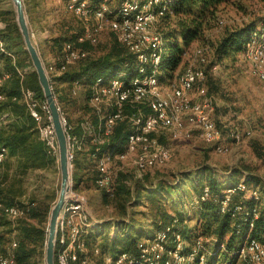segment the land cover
<instances>
[{"label":"built area","instance_id":"1","mask_svg":"<svg viewBox=\"0 0 264 264\" xmlns=\"http://www.w3.org/2000/svg\"><path fill=\"white\" fill-rule=\"evenodd\" d=\"M65 10L71 16L82 21L83 31L76 42L63 44L60 56L49 62L43 61L44 71L52 83L68 67L87 56L85 50L77 45L88 43L94 45L98 35L110 31L135 58V67L129 76L122 72L103 78H96L89 85L87 107L95 116L93 122L88 115L82 117L79 127L81 135L68 132L61 114V120L67 138V158L71 165L77 153L89 152L94 163V185L111 196L114 191L110 166L117 161L128 160L134 177L141 178L150 169L161 167L169 162V149L158 141L157 136L165 132L171 139H189L192 133L205 144L211 145L218 154L229 150L227 140L237 144L252 135L250 130L238 131L229 128L226 131L213 120L214 101L207 94L206 74L203 68L184 67L174 82L165 85L159 77L158 67L162 60L163 39L157 29V22L166 13H170V0H122L115 9L106 2L93 5L91 0H62ZM221 23V22H219ZM0 53L12 59L0 40ZM194 56L200 65L205 64L203 50L194 49ZM243 57L252 65V73L264 85V29L258 27L252 31L244 44ZM25 70V71H24ZM19 77L30 72L28 68ZM27 71V72H26ZM10 77L9 72L0 69V103L5 99L1 88ZM82 89L80 80L72 83L70 94L75 96ZM19 99L29 115L37 123V133L43 142L47 154L57 160V146L50 112L44 100L36 98L28 88H21ZM15 100V97L12 98ZM7 114L0 115V128L6 124ZM125 121L131 128L120 151L102 148L118 122ZM6 149L0 147V175L6 157ZM81 183V182H80ZM80 183L78 185H80ZM72 181L62 209L58 215L57 232L54 245L56 264H94L99 255L98 247L88 250L84 235L93 223L86 207V198ZM242 193V198L259 201L257 189L246 187L243 179L224 190L219 197V214L228 213L231 218L243 213L248 222L249 231L238 245L236 259L241 264H264V244L250 235L253 221L257 219L256 208L248 211L240 203L231 206V197ZM209 197V190L203 187L199 196L192 202ZM27 207L16 204H4L0 197V214L11 222L25 216ZM186 223V221H184ZM97 223V222H95ZM180 222L173 218L169 224L155 231L151 238H144L137 243V254L127 252L104 254V264H204L210 254L213 238L201 237L191 239L188 243L178 231ZM16 242L11 241L6 250L0 249V264H14ZM224 244L218 245L223 250Z\"/></svg>","mask_w":264,"mask_h":264},{"label":"trees","instance_id":"2","mask_svg":"<svg viewBox=\"0 0 264 264\" xmlns=\"http://www.w3.org/2000/svg\"><path fill=\"white\" fill-rule=\"evenodd\" d=\"M103 1L113 10L119 6L122 0H91L93 5ZM239 2L240 0H170V13L163 15L157 22V29L163 39L162 60L158 67L159 77L164 75L170 80L171 75L180 67L182 55L200 35L203 27L209 26L216 20L218 9L231 6L238 7ZM0 16L5 23L4 29L0 32V40L3 41L6 52L14 56V62H12L11 58L0 53V57L5 58L3 71L10 73V77L1 88L5 99L0 103V115L7 114V122L0 128V147L6 149L8 156L13 157L20 168H47L56 163V157L47 154L43 142L38 138L36 121L29 115L19 99L21 88H28L35 93L36 98L43 100L41 90L33 71L24 74L23 77L17 75V69L20 70L25 66H30V64L25 62V60H28L27 57H19V53L23 56H27V54L22 48V41L15 23L8 18L9 13L0 12ZM72 18L80 23L79 27L70 30L71 33H61L58 37L47 42L51 56L54 59L60 56L63 44L76 42L77 36L84 29L82 21L75 17ZM259 21L262 22L264 19ZM258 23L251 21L228 30L214 48V60L220 63L226 57L242 53L249 34L258 28ZM261 25L262 30L264 24ZM77 46L85 51L90 49L88 43H81ZM134 67V56L116 39L111 41L99 56L90 59L86 57L75 63L73 67H68L65 72L53 79L51 88L57 99L59 109L63 113L62 108L66 100L63 93L70 94L72 83L80 80L82 89L80 90L79 100L83 104L82 117L88 115L95 122V116L91 114V109L87 107V100L90 95L89 85L96 78L108 77L117 72L129 76ZM13 97H15V100H12ZM71 103L69 104L71 105ZM80 121L74 127H70L71 122L65 118L66 129L67 126L71 128L68 132L80 136ZM130 130L131 128L125 121L118 122L102 148H108L116 152L120 151ZM252 148L256 159L261 160V149L256 144H253ZM90 161L89 152L77 153L72 162L74 168L72 181L76 186L81 182L83 166L86 165L87 167ZM3 165L4 161L2 169ZM242 172H246V175H243ZM196 174L195 176L191 172H185L182 175L184 176L183 181L175 176L173 182L158 180L153 183L145 178L142 182H136L131 187L124 183V176L119 174L120 178L117 179L112 195L102 194L105 199L104 202L108 203L109 200V204L114 208L116 214L115 220L112 222V225L116 228L114 236L111 239H104L98 247L90 244V242L95 243L90 241V234L86 235V233L84 235L85 244L89 251L95 246L99 249L100 253L94 258V264L103 263L102 257L106 253L127 252L136 255L137 243L144 238H151L155 231L169 224L173 218H178L180 222L178 231L188 243H191L193 238L210 237L214 239V242L208 247L210 254L206 255L204 264H241L236 259V251L245 234L249 231L248 222L244 221L243 213L236 214L233 218L228 213L219 214V197L222 196L225 189L237 183L241 177H243V181L248 188H256L261 180L245 167L233 168L226 175L216 173V171L205 167L203 171H197ZM222 177H225L226 181L220 180ZM186 181H189L196 196L200 195L203 187H207L209 190V197L199 201L196 206L192 207L196 225L194 234L190 238L186 237L190 233L188 223L184 222H187V218L181 216L180 213L172 215L165 207L167 201L174 202L173 199H176L177 194L182 190V182ZM2 186L1 172L0 197L2 202L5 205L14 204V202H11V191L3 192ZM261 191H259V201L247 197L243 199V194L237 193L231 197L230 204L233 206L240 203L248 211L256 208L258 216L253 221L250 235L264 244V190ZM143 199L146 203L141 202ZM28 206L25 216L18 219L19 221L17 220L12 228L16 236L14 264H37L35 257L38 251H41L45 242L46 232L41 224L46 219L49 207L41 200H31ZM140 206L148 208L149 211V226L151 229L146 230V232H149L148 234L142 231L144 227L142 221L144 218L142 217H145L146 213L143 211L135 212ZM131 207L135 210L132 211ZM31 221H35L36 225L32 224ZM220 244H224L223 250H218Z\"/></svg>","mask_w":264,"mask_h":264},{"label":"rangeland","instance_id":"3","mask_svg":"<svg viewBox=\"0 0 264 264\" xmlns=\"http://www.w3.org/2000/svg\"><path fill=\"white\" fill-rule=\"evenodd\" d=\"M23 3L31 41L36 46L42 62H49L54 58L51 56L47 42L58 37L61 33L75 30L77 26H80V23L66 12L62 0H23ZM239 3L238 7L219 8L216 20L209 26L203 27L200 35L182 55L180 67L171 75L170 80L164 75L160 77L162 78L161 80H166L163 83L165 88V85L175 81L177 75L184 67L203 68L206 74L205 85L207 86V94L214 101L213 120L224 131L229 128L240 132L250 130L252 135L237 144L227 140L228 152L218 154L213 148L203 143L195 133H192L189 139L178 138L174 140L169 138L167 133L162 132L157 138L161 144L169 149V162L161 167L150 169L141 178L137 179L133 175L130 161L114 162L110 166V175L114 187L117 184V179L120 178L119 174L124 176V183L131 187L134 183L142 182L145 178H148L153 183L158 180L173 182L175 176H177L180 181H183V173L191 172L196 176V172L203 171L205 167L221 174L233 168L245 167L261 180L259 186L254 189L260 192L264 190V85L253 75L252 65L247 62L242 53L226 57L220 63L214 60V48L228 30L251 21L259 22L258 27L264 24V21H259L264 19V0H240ZM0 12H8V18L15 23L13 7L9 0H0ZM4 27V19L0 16V32ZM115 39L114 35L107 29L102 31L98 35L96 43L90 45V49L86 50V57L90 59L99 56L104 52L105 47L107 48L109 43ZM196 48L203 50L206 58V62L203 65L199 64L193 54ZM19 55L22 58L27 57L28 60H25V62L30 64L28 56H23L20 53ZM4 60L5 58L0 57V69L2 70L5 63ZM24 68L32 71L31 64ZM24 68L19 71L24 73ZM80 92H77L75 96H70L67 92L63 93L66 100L62 108L63 113L61 110L60 112L64 119L66 118V120L71 122L70 127H74L82 119L83 104L79 100ZM253 144L258 145L261 149V160L256 159L252 148ZM211 165H215V167ZM94 170L92 161L87 167L86 165L83 166L78 190L82 192L87 200L86 207L91 216V222H98L92 225L86 235L90 234V241L95 242L94 244L90 242L92 246L97 245L99 247V244L104 239L109 238L110 235L114 236L116 228L112 225V222L115 220L116 214L114 208L109 204V200L108 203L104 202L105 199L102 196L104 192L94 185ZM2 182V191L5 193L6 191H11V202H14V204L28 208L31 200H41L48 205L50 211L59 190L60 174L58 164L56 162L47 168L29 167V169H23L18 166V162L13 157H9L6 154L2 169ZM182 183V190L177 194L176 199H173L174 202L167 201L165 207L172 215L180 213L181 216L183 215V217L187 218L186 223H188L190 233L186 237L190 238L194 234L196 225L195 214L192 210V202L195 200L196 195L189 181ZM141 202L146 203L144 199ZM131 209L132 211L135 210L133 207ZM49 211L45 221L41 224L45 232ZM136 211L146 213V216L142 217L144 219L141 218L144 223L142 231L148 234L149 232H146V230L151 229L149 226L148 208L140 206ZM16 222L17 220L11 222L0 214V249L6 250L11 241L16 242L15 232L12 230ZM31 223L36 225L35 221H31ZM107 223H110L112 227ZM44 248L43 246L42 252L39 250L35 257L37 264H44Z\"/></svg>","mask_w":264,"mask_h":264},{"label":"water","instance_id":"4","mask_svg":"<svg viewBox=\"0 0 264 264\" xmlns=\"http://www.w3.org/2000/svg\"><path fill=\"white\" fill-rule=\"evenodd\" d=\"M14 11V21L20 35L23 49L26 52L32 71L36 75L37 83L41 90L43 100L48 106L50 119L54 129V136L57 146V164L60 174L59 190L53 206L50 208L46 229V241L44 243V264L54 263V245L57 232L58 215L71 186V165L68 161L67 138L64 125L61 120L60 109L52 92L51 84L44 71L42 59L36 46L30 38L27 16L23 0H9ZM98 223V222H97Z\"/></svg>","mask_w":264,"mask_h":264},{"label":"crops","instance_id":"5","mask_svg":"<svg viewBox=\"0 0 264 264\" xmlns=\"http://www.w3.org/2000/svg\"><path fill=\"white\" fill-rule=\"evenodd\" d=\"M208 147H210V148H212V146L211 145H208ZM231 164V163H230ZM211 166H214L215 167V165H211ZM230 172V170H228L226 173H222V174H224V175H226V174H228ZM243 173V175H246V172H242ZM243 177H241L240 179H242ZM220 180H225L226 181V178L225 177H222V178H220ZM226 183H228V182H226ZM92 220V219H91ZM94 221V220H93ZM95 222H97V221H94V222H92L93 224H97V223H95ZM111 226V225H110ZM112 227V226H111ZM112 238V236L110 235L109 236V239H111Z\"/></svg>","mask_w":264,"mask_h":264}]
</instances>
